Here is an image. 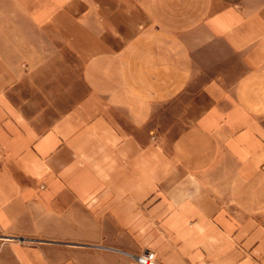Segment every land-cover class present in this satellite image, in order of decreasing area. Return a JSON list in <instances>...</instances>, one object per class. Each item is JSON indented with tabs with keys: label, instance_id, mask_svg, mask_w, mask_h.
Listing matches in <instances>:
<instances>
[{
	"label": "crops",
	"instance_id": "1",
	"mask_svg": "<svg viewBox=\"0 0 264 264\" xmlns=\"http://www.w3.org/2000/svg\"><path fill=\"white\" fill-rule=\"evenodd\" d=\"M264 264V0H0V264Z\"/></svg>",
	"mask_w": 264,
	"mask_h": 264
},
{
	"label": "built area",
	"instance_id": "2",
	"mask_svg": "<svg viewBox=\"0 0 264 264\" xmlns=\"http://www.w3.org/2000/svg\"><path fill=\"white\" fill-rule=\"evenodd\" d=\"M133 258L140 264H159L156 260V254L151 249H142Z\"/></svg>",
	"mask_w": 264,
	"mask_h": 264
}]
</instances>
